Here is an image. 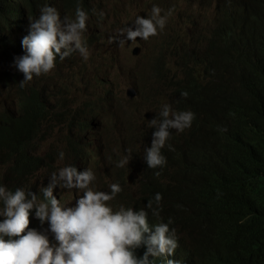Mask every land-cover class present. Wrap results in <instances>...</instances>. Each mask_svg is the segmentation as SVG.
I'll return each mask as SVG.
<instances>
[{
    "label": "clouds",
    "instance_id": "clouds-1",
    "mask_svg": "<svg viewBox=\"0 0 264 264\" xmlns=\"http://www.w3.org/2000/svg\"><path fill=\"white\" fill-rule=\"evenodd\" d=\"M141 4L142 0H72L63 12L45 3L22 30L21 48L14 50L13 58L10 52L0 56V75L6 70L4 89L14 90L0 109L18 111L15 79L6 78L11 73L20 88L49 90L53 96L46 101L48 121L19 140L12 153L10 166L17 168L25 189H9L0 176V264H250L228 246H223L217 263L209 240L215 233L248 236L263 221V213L246 199L227 214L208 205L197 195L198 184L186 165L200 166L202 146L223 134L228 143L255 141V121L241 109H224L219 97L241 78L264 75V0L162 1L160 7L152 4L148 15L125 21ZM15 32L0 30V41L9 45ZM155 38L167 41L168 50L152 69L166 82L174 109L163 103L154 117L143 111L149 127L143 154L132 158L129 149L118 153L115 166L121 180L100 190L97 173L86 166L114 154L124 142L125 130L114 120V110H103L96 98L91 104L70 101V107L58 106L61 98L39 88V82L61 64L71 63L74 52L87 61L100 39L116 49L133 46L132 56L138 58L142 47ZM161 66L170 71L164 79ZM90 77L99 81L94 72ZM191 84L198 85L194 95L214 116L184 107ZM127 97L136 99L134 88L128 89ZM59 127L66 137L63 151L56 153L47 143ZM92 137L94 144L88 140ZM30 152L53 159L54 170L41 168L30 174ZM59 161L69 164L59 167ZM40 179L46 184L38 188ZM54 188L79 195L69 205L58 200ZM145 197L151 199L144 203ZM183 217L193 219L187 231L180 226ZM191 240L205 251L195 252Z\"/></svg>",
    "mask_w": 264,
    "mask_h": 264
},
{
    "label": "trees",
    "instance_id": "trees-1",
    "mask_svg": "<svg viewBox=\"0 0 264 264\" xmlns=\"http://www.w3.org/2000/svg\"><path fill=\"white\" fill-rule=\"evenodd\" d=\"M72 0H0V30L16 31L10 38L9 45L0 41V56L21 48L19 39L22 30L27 28L29 19L39 14V8L45 3L65 11ZM170 71L166 66L159 68L162 79ZM10 81L15 79L13 88L18 89V111L8 108L0 109V176L9 189L18 187L25 189L16 175L17 168L11 167L12 153L15 146L24 136L39 129L42 122H47L50 114L46 113V101L53 96L50 91L38 88H20L19 81L12 73L6 75ZM251 85V86H250ZM198 85L188 87V100L183 102L185 108H199L207 116L214 113L204 109L202 100L194 95ZM264 75H252L248 79L241 78L235 87H226L220 92L219 103L226 110L241 109L255 121L257 130L255 141L250 143H228L224 134L213 144H204L200 150L201 164H187L192 179L198 184V196L208 205L221 208L224 214L233 208L241 199H246L258 208L264 215ZM10 108H13L12 106ZM38 114H29L32 111ZM29 173H37L41 168L53 171V159L34 157L29 153ZM49 175V174H48ZM47 175V177H48ZM150 197L143 198L147 203ZM149 215L155 219L156 217ZM193 225V219L183 217L180 226L187 231ZM26 231V229H25ZM22 235V233H21ZM210 245L215 249L212 255L217 263L223 256V246L233 247L241 252L250 264H264V219L248 236H234L230 233H215L210 237ZM191 246L197 253H203L205 248L197 240H191ZM233 258L236 254L231 253Z\"/></svg>",
    "mask_w": 264,
    "mask_h": 264
},
{
    "label": "rangeland",
    "instance_id": "rangeland-1",
    "mask_svg": "<svg viewBox=\"0 0 264 264\" xmlns=\"http://www.w3.org/2000/svg\"><path fill=\"white\" fill-rule=\"evenodd\" d=\"M162 1L173 0H142L141 6L127 15L125 21L131 23L136 15L142 17L148 15L152 4H158L160 7ZM115 34L114 31L110 36ZM133 48L130 46L127 49H116L109 41L100 39V45L90 49L87 61L82 60L78 53L74 52L71 63L61 64L49 78L39 82L38 85L39 88L53 90L55 95L61 98L58 104L61 107H70V101L91 104L96 98L100 101L103 110L109 108L114 110V120L124 128L125 140L114 154L91 161L86 166L97 173L96 187L100 190L106 191L108 184L121 180L118 175L120 171L115 166V161L119 158L118 153L129 149L132 158L134 155L143 154L147 144L144 134L149 130L147 122L142 119L143 111L146 110L154 117L163 103H169L174 109V103L166 91V82L159 81L152 69L157 59L167 52V41L158 38L150 40L142 47V53L138 58L132 56ZM92 72L99 77L98 82L91 79ZM5 73L6 70L0 75V104L9 100V94L14 91L4 89ZM81 81L87 83L81 85ZM130 88H134L136 92V99L133 101L127 99V91ZM67 122H70L69 119ZM62 130L61 127L55 129L53 136L48 138V150L56 153L63 151L65 144L62 143L66 132ZM88 140L92 144L95 143L93 137ZM58 163L59 167L69 164L68 161ZM125 178L126 174H124ZM45 184L46 179L38 180V188ZM137 189L138 187L135 188ZM53 191L57 193L58 200L69 205L79 195V192H69L59 188H54Z\"/></svg>",
    "mask_w": 264,
    "mask_h": 264
},
{
    "label": "bare ground",
    "instance_id": "bare-ground-1",
    "mask_svg": "<svg viewBox=\"0 0 264 264\" xmlns=\"http://www.w3.org/2000/svg\"><path fill=\"white\" fill-rule=\"evenodd\" d=\"M28 227V226H27ZM26 231H27V228H26ZM22 235H23V233H22Z\"/></svg>",
    "mask_w": 264,
    "mask_h": 264
},
{
    "label": "water",
    "instance_id": "water-1",
    "mask_svg": "<svg viewBox=\"0 0 264 264\" xmlns=\"http://www.w3.org/2000/svg\"><path fill=\"white\" fill-rule=\"evenodd\" d=\"M131 96H133V94Z\"/></svg>",
    "mask_w": 264,
    "mask_h": 264
}]
</instances>
